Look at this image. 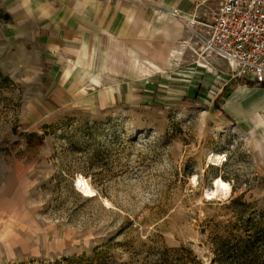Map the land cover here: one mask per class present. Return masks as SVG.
Masks as SVG:
<instances>
[{"label":"rangeland","instance_id":"rangeland-1","mask_svg":"<svg viewBox=\"0 0 264 264\" xmlns=\"http://www.w3.org/2000/svg\"><path fill=\"white\" fill-rule=\"evenodd\" d=\"M7 1L0 0V264L80 256L81 264H156L179 247L198 264H237L244 259L223 256L225 248L235 254L247 245L249 262L240 264H264L261 135L222 109L220 77L231 71L202 50L212 11L191 17L174 68L185 71L172 73L173 85L196 94L179 89L159 102L97 110L76 105L74 90L54 96L33 0H15L27 2L17 11ZM217 154L224 161L215 165ZM78 177L93 196L75 189ZM216 177L231 190L209 200Z\"/></svg>","mask_w":264,"mask_h":264},{"label":"crops","instance_id":"crops-1","mask_svg":"<svg viewBox=\"0 0 264 264\" xmlns=\"http://www.w3.org/2000/svg\"><path fill=\"white\" fill-rule=\"evenodd\" d=\"M221 2L33 0L37 15L31 23L37 24L36 43L49 67L46 82L54 96L72 97L74 90L81 97L75 98L76 105L97 110L159 102L179 89L182 95L196 94L172 83L173 71H185L174 68L183 56L186 21L190 28L193 14L214 15ZM26 4L7 1L13 11ZM220 78L223 111L242 127L260 132L264 154V86L229 75Z\"/></svg>","mask_w":264,"mask_h":264},{"label":"built area","instance_id":"built-area-1","mask_svg":"<svg viewBox=\"0 0 264 264\" xmlns=\"http://www.w3.org/2000/svg\"><path fill=\"white\" fill-rule=\"evenodd\" d=\"M202 50L223 60L232 79L264 86V0H222Z\"/></svg>","mask_w":264,"mask_h":264},{"label":"trees","instance_id":"trees-1","mask_svg":"<svg viewBox=\"0 0 264 264\" xmlns=\"http://www.w3.org/2000/svg\"><path fill=\"white\" fill-rule=\"evenodd\" d=\"M248 85H254L252 82H248ZM184 100H190L191 102H196L197 98L194 97L192 99H186ZM247 242V241H246ZM242 243V242H241ZM229 245V243H228ZM230 246H227L224 250L223 256L227 258H231L232 260H243L242 262L248 263L247 258L249 257L251 253V246L247 245L245 247H242V249H239L237 251L236 248V253L233 254V247L229 248ZM235 260V261H236ZM65 264H81L85 262V256H80L77 258H72V259H63ZM92 258L90 260L87 259L88 264H92ZM242 262H237V264H240ZM199 262L197 261L196 255L192 252V250L186 248V247H179V248H172V249H166L164 250L163 254H160V259L156 264H198ZM235 263V262H234ZM54 264H61V262H56Z\"/></svg>","mask_w":264,"mask_h":264},{"label":"bare ground","instance_id":"bare-ground-1","mask_svg":"<svg viewBox=\"0 0 264 264\" xmlns=\"http://www.w3.org/2000/svg\"><path fill=\"white\" fill-rule=\"evenodd\" d=\"M193 25V24H192ZM213 164H220L223 160L221 155H213L211 158ZM74 187L77 191L82 193L85 196H93V190L90 188L88 182L82 178L78 177L74 182ZM231 190L230 184L223 181L221 178L216 177L212 181V187L205 191V197L209 200H212L218 197L220 194H228Z\"/></svg>","mask_w":264,"mask_h":264}]
</instances>
